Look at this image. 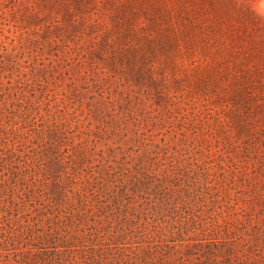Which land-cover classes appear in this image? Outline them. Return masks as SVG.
<instances>
[{"label": "rangeland", "instance_id": "rangeland-1", "mask_svg": "<svg viewBox=\"0 0 264 264\" xmlns=\"http://www.w3.org/2000/svg\"><path fill=\"white\" fill-rule=\"evenodd\" d=\"M107 2L90 25L73 28L41 0H0V244L33 224L46 230L48 200L38 194L51 197L57 176L79 173L89 188L123 186L125 198L132 176L146 173L151 183L135 190L143 198L133 215L119 207L127 234L131 220L175 231L190 217L205 226L224 218L242 238L256 225L264 248V203L255 204L264 196L263 138L238 134L230 100L204 80V69L200 78L199 63L189 65L205 58L219 37L214 28L243 33L264 53V0ZM122 47L139 50L119 62L112 55ZM38 130L57 140L55 151H43ZM126 225L111 243L121 242ZM11 252L0 250V264H15Z\"/></svg>", "mask_w": 264, "mask_h": 264}, {"label": "trees", "instance_id": "trees-1", "mask_svg": "<svg viewBox=\"0 0 264 264\" xmlns=\"http://www.w3.org/2000/svg\"><path fill=\"white\" fill-rule=\"evenodd\" d=\"M105 1L110 6L113 5L110 0ZM105 1L41 0L48 13H60L65 22L72 21L70 23L73 28L82 26L85 22L90 25L89 16L101 14L105 10ZM98 4L101 5L100 8ZM212 25L209 23L208 28L212 29ZM214 29L219 37L210 45L213 52H210L209 47L205 58L199 60L194 56L189 65L199 63L196 70L200 78L204 69V80H208L230 100L232 106L228 111L236 118L237 133L249 138L260 134L263 138L261 144L264 146V53L248 43L247 36L243 33ZM133 39L134 45H139L141 38L134 35ZM137 50L139 49L122 47L113 53L112 58L117 57V61L121 62L123 57ZM139 60L145 63L141 55ZM129 65L132 66L131 62ZM238 112L244 118L241 119ZM41 134L42 131L38 130L35 138L43 141V151L46 148L55 151L59 146L57 140L51 138L49 141V134L45 138ZM47 145L48 147H44ZM260 153L264 160V151ZM262 167L264 168V161ZM85 174L92 177L90 170ZM46 175L45 181L48 182L51 176ZM56 178L51 197L45 198V194H38L42 200H48L46 230L42 232L35 229L36 225L33 224L26 231L9 232L0 244V250L12 251L14 257H20L15 260V264H264V248L258 247L261 235L256 225L249 232L244 231L243 236L247 238H242L236 234L240 229L224 218H212L205 226L199 217H196L197 220L190 217L183 220L181 225L172 227L175 231L165 227L160 229L158 225H137L131 220L129 223L132 228L127 234V220L124 217L118 220L117 217L119 207L124 212L129 209L130 215H133L131 210L135 199L143 198L135 194V190L138 186L148 189L151 183L152 177L146 173L140 174L139 178L132 176L135 181L129 188L131 195L125 198H120L123 186L118 191L107 186L89 188L84 184H88V181L82 182L79 173L70 174L66 181L59 176ZM92 179L100 184L98 182L101 177ZM154 181L160 182L158 179ZM67 183L73 187L68 190L69 194L62 192ZM154 188L160 187L155 184ZM158 192L159 195L165 194L163 191ZM263 203L264 196L255 199L256 205ZM254 207L251 206V211L255 210ZM112 208V212H106ZM85 214L88 216L84 218L88 217L87 222H91L92 226L83 223ZM255 214L262 216V209L256 210ZM122 224L126 226L125 233L118 236L121 242L111 243L116 232L122 231ZM110 228V235L104 237L103 233H107L106 230ZM188 233L191 234L188 236ZM126 235H131L127 241ZM6 246L10 248L7 249Z\"/></svg>", "mask_w": 264, "mask_h": 264}]
</instances>
